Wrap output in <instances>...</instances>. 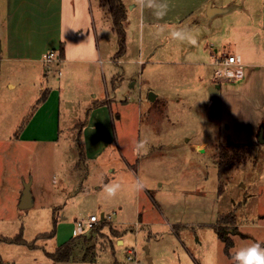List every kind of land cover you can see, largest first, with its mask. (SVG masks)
Masks as SVG:
<instances>
[{"label":"rangeland","instance_id":"obj_1","mask_svg":"<svg viewBox=\"0 0 264 264\" xmlns=\"http://www.w3.org/2000/svg\"><path fill=\"white\" fill-rule=\"evenodd\" d=\"M3 12L0 0L1 29ZM193 20L141 26L133 13L123 56L115 55L119 44L113 32L106 56L111 63L101 62L95 70L90 66L91 74L85 65L60 63V87L46 91L45 106L26 133L37 141H18L14 133L19 135L42 102L45 82L38 73L43 65L0 61V238L21 235L34 244L1 241V264H69L56 263L45 252L77 238L72 233L76 219L101 218V213L110 221L88 231L89 242L75 239L74 261L84 246L99 254L123 234L129 244L93 264H127L125 248L134 249L140 264H148L143 245L149 240L154 264H163L159 250L171 264H239L235 254L240 249L252 243L264 248V143L257 139L263 124L254 141L248 139L249 132L232 120L243 117L240 105L223 92L209 91L210 53L223 49L220 44L210 47L211 31ZM174 31L181 37H174ZM93 94L99 101L93 102ZM50 117L55 126L60 119L59 127L38 128ZM55 131L56 141L40 140ZM200 141L206 143L197 149ZM242 141L250 144L245 160L218 179L217 146ZM28 181L33 205L20 209L18 198ZM113 183L119 188L109 196L105 186ZM254 183L256 191L250 187ZM253 191L241 215L244 198ZM217 199L216 224L229 232V256L224 242L206 226ZM238 218L249 225L238 226L233 234ZM51 231L52 238L35 241ZM154 237L161 239L155 243ZM90 261L88 256L86 264Z\"/></svg>","mask_w":264,"mask_h":264},{"label":"crops","instance_id":"obj_2","mask_svg":"<svg viewBox=\"0 0 264 264\" xmlns=\"http://www.w3.org/2000/svg\"><path fill=\"white\" fill-rule=\"evenodd\" d=\"M120 2L125 11V20L122 22L125 30V41L129 15L133 13L138 16V24L141 26L146 23L148 25L163 23L170 26L171 24H180L184 19L190 17L203 21V25L211 31L213 39L212 43L208 44L207 41L205 43L212 45L210 47L213 48H215L214 45L220 44L223 51L237 58L240 70L239 77L227 81H216L215 83H213L211 72L207 77L210 84L208 89L218 84L219 88L216 89V93L223 92L224 95L240 105L243 117L232 120L237 121V128H243L249 132V135L246 136L248 139L253 138L254 141L261 124H263L264 131V0H120ZM3 6L4 25L3 29L0 26V61L41 63L43 68L39 69L38 76L39 80L45 82L43 93L60 87L59 78L56 76L57 66L60 63L66 65L82 64L87 70H90V66L95 70L101 62L111 63V58L106 57L111 48L108 40L115 32L105 0H3ZM92 7L95 8V13H93ZM222 10L226 11L222 12ZM193 21L191 23H194ZM117 41L116 36V45L118 44ZM126 48L125 43L124 52L119 56L126 53ZM49 51L55 52L58 61H54L49 67H46L42 62V56ZM216 51L219 52V50ZM208 66H211L210 62ZM88 72L91 74V70ZM93 75L94 72L88 78L89 81H93ZM68 76L70 74L66 70V86ZM9 86L13 88L15 85L9 83ZM94 87L96 86L94 85ZM95 98V94L91 95V99H94L93 102L99 101ZM45 102V100L42 101L30 120L24 126L21 125L23 130L19 135L17 132L14 133V137L17 134L15 138H18V141H37L26 133L31 129L37 114L43 110ZM236 113H240L239 110H236ZM247 117L249 120L244 122V118ZM52 118L50 117L49 122L41 123L38 128L52 130L56 126L59 127L60 119L55 122V126ZM75 119L71 120L72 128L76 123ZM57 136L58 131H55L54 135L50 133L48 136L47 134L40 140L54 142ZM203 143L206 142L200 141L196 143L195 147L198 149V146ZM231 144L250 145L245 141ZM127 167L131 170L130 166ZM250 187L256 191L255 183ZM255 191L249 192L244 198V212L242 211L241 215H245V208L253 200ZM20 200L21 197L18 198V202ZM31 201L33 202L32 194ZM215 205L214 214L206 226L213 231L215 237H218L216 228L220 210L218 199ZM238 219L235 224L237 231H239L238 226L249 225L242 223L240 218ZM168 226L173 228L177 225L169 223ZM86 233L82 232L80 235L83 236H75L77 237L75 239L89 242L91 238L84 236ZM124 235L115 239L113 243L109 242L108 246L99 254L97 252L91 254V248L87 252L83 245L84 250L79 260L74 261L72 255V264H86L88 256L91 260L88 263L93 264L100 256L103 257L108 252L114 255L115 248L124 247L126 243L129 244ZM159 239L161 238L154 237L152 242L157 243ZM79 242H77V247ZM150 243L151 240L147 241L143 248H147L145 258L148 264H154V256L149 254ZM128 250L130 249L125 248L126 255ZM158 254L160 255L158 262L171 264L168 258L165 260V255H162L161 250ZM125 261L127 264L133 263L127 259ZM68 263L71 264L70 261ZM114 263L118 264L117 261ZM138 264H140L139 259Z\"/></svg>","mask_w":264,"mask_h":264},{"label":"trees","instance_id":"obj_3","mask_svg":"<svg viewBox=\"0 0 264 264\" xmlns=\"http://www.w3.org/2000/svg\"><path fill=\"white\" fill-rule=\"evenodd\" d=\"M109 4V13L111 15L113 21V31L117 35L119 49L117 55H121L124 52V44H125V30L123 27V21L125 20V11L124 7L122 6L120 0H108ZM46 98V93H43L41 96L40 101H44ZM264 137V135H263ZM250 145L247 144H219L216 148L217 156L215 159V163L217 165L218 170V179H221L226 176L227 172H229L233 167L235 162H240L245 160L242 155H247ZM106 222H101L99 224H105ZM217 228V227H216ZM99 231V230H98ZM229 231V230H228ZM235 233L238 231L233 229ZM227 230L224 228H217L218 238H220L224 242V251L229 256V250L232 246L231 240L227 237ZM54 236V232L51 231L49 233H44L38 236L37 239H49ZM9 242V243H16V244H27L21 235L14 239H1L0 242ZM34 241V243H35ZM75 239L71 240L69 243L63 244L56 248L54 252H45L46 256L54 262H69V258L74 253V250L77 246V243H74ZM29 246H33L34 244H27ZM264 245V244H263ZM87 252L89 251L90 247L86 246ZM1 264V263H0Z\"/></svg>","mask_w":264,"mask_h":264},{"label":"built area","instance_id":"obj_4","mask_svg":"<svg viewBox=\"0 0 264 264\" xmlns=\"http://www.w3.org/2000/svg\"><path fill=\"white\" fill-rule=\"evenodd\" d=\"M210 55V65L213 68V83H215L216 81L232 80L240 76V70L238 66L239 63L234 55L226 51H222L220 53L216 50L212 51ZM54 61H58V56H56L54 51H49L43 54L42 62L44 64L48 65ZM104 221H110V216H105L104 214H102L101 218H99L96 215H90L87 219H76L74 221L75 228L73 229L72 233L74 236H78L82 232L92 231L96 224ZM126 259L133 262L134 264H138L136 252L134 251V249L128 250Z\"/></svg>","mask_w":264,"mask_h":264},{"label":"clouds","instance_id":"obj_5","mask_svg":"<svg viewBox=\"0 0 264 264\" xmlns=\"http://www.w3.org/2000/svg\"><path fill=\"white\" fill-rule=\"evenodd\" d=\"M174 37H181V32L174 31ZM192 44L196 43L195 39L191 40ZM141 147L143 142H141ZM119 188L118 184H110L105 186V192L109 196H114ZM235 259L239 261V264H264V248L259 243H252L249 246L240 249L235 254Z\"/></svg>","mask_w":264,"mask_h":264},{"label":"water","instance_id":"obj_6","mask_svg":"<svg viewBox=\"0 0 264 264\" xmlns=\"http://www.w3.org/2000/svg\"><path fill=\"white\" fill-rule=\"evenodd\" d=\"M226 10H222V12H225ZM219 88V85L218 84H215L214 86H212L209 91L210 92H217L216 89ZM213 90V91H212ZM263 127L261 126L259 131H258V134H257V139L260 143H264V137H263ZM30 187H31V181H28V182H24V185H23V190H22V194H21V200L18 204V207L20 209H27V208H30L32 205H33V202L31 201V190H30ZM235 232H233L234 234ZM145 251H147V248L145 247L144 248ZM69 261L71 262L72 264V256L69 258Z\"/></svg>","mask_w":264,"mask_h":264}]
</instances>
